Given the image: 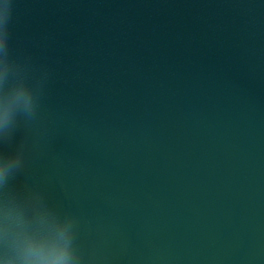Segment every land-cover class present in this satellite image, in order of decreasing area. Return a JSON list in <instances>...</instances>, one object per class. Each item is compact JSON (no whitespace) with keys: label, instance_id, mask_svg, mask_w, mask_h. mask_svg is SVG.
Here are the masks:
<instances>
[{"label":"water","instance_id":"95a60500","mask_svg":"<svg viewBox=\"0 0 264 264\" xmlns=\"http://www.w3.org/2000/svg\"><path fill=\"white\" fill-rule=\"evenodd\" d=\"M0 264H264V0H0Z\"/></svg>","mask_w":264,"mask_h":264}]
</instances>
